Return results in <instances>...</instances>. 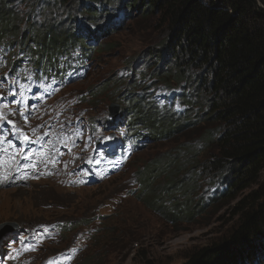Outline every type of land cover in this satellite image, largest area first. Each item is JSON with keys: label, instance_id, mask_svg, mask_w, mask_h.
Instances as JSON below:
<instances>
[{"label": "trees", "instance_id": "obj_1", "mask_svg": "<svg viewBox=\"0 0 264 264\" xmlns=\"http://www.w3.org/2000/svg\"><path fill=\"white\" fill-rule=\"evenodd\" d=\"M53 4L77 7L84 16L56 23L43 14ZM109 13L111 21L103 22ZM139 17L163 36L134 61L132 71L141 77L116 76L90 89L91 97L111 83L118 84L115 94L125 91L118 124L124 122L144 145L139 154L148 153L139 167L140 179L135 180L138 187L129 194L171 222L194 220L200 214L198 205L203 209L211 203L234 202L230 230L192 251L184 264H264V0H0V57L4 65L20 71L30 64L46 73L57 66L63 72L72 62L62 59L59 65L58 60L72 55L69 48L100 51L99 37L118 29L116 20ZM79 21L80 30L73 26ZM90 36L97 44L87 43ZM165 89L183 96V113L154 99ZM114 123L107 120L103 128ZM199 135L198 142L185 145V139ZM177 136L183 146L154 157V144H177ZM205 146L208 154L199 175L193 169L178 177L199 151L193 149ZM200 187V203L189 200L187 192L183 203L176 201L181 190ZM57 225L63 234L72 221Z\"/></svg>", "mask_w": 264, "mask_h": 264}, {"label": "rangeland", "instance_id": "obj_2", "mask_svg": "<svg viewBox=\"0 0 264 264\" xmlns=\"http://www.w3.org/2000/svg\"><path fill=\"white\" fill-rule=\"evenodd\" d=\"M68 10V7L53 4L45 8L43 14L52 17L54 22L59 24L68 23L73 16H84L83 11L77 7L76 10ZM111 15L112 13H109L101 20L110 22ZM38 18L42 19V15L36 20ZM100 22L99 20L97 23ZM73 26L80 30L82 21ZM115 26L120 27L108 30L106 35L101 34L99 37L98 46L102 50L89 53V73L84 79L69 85L59 96L61 100L55 106V109L59 110L70 105V114L83 117L90 127L91 124L97 125L95 128L91 127L92 134L84 142L85 148L67 159L63 165L59 164L49 178L33 180L21 186L0 187V225H3L1 232L5 233V230L13 228L14 224L22 228H33L50 225L56 221H72V226L61 236H55V241L47 240L36 252L21 258L4 243L2 248L10 252V264H40L42 260L57 254L61 255L57 262L67 264H184L192 251L222 237L235 222L232 214L234 202L227 206L211 203L203 209H198L197 204L196 210L200 214L194 220L181 219L171 222L162 213L145 205L140 198L131 196L129 190L138 187L135 180L140 179L139 167L147 162L145 159L148 153L133 152L130 155L131 160L128 162V159L121 170L93 186L81 184L82 175L87 172L80 174L71 171L82 159V155L91 152L94 140L112 134L123 136L126 132L124 127L103 128L111 104L121 105V96L125 91H116L119 93L115 94L113 90L118 84L111 83L104 91L91 97L90 89L116 76L124 79L141 77V74L132 71L134 61L147 47L158 45L163 40L160 31L154 30L143 17L118 19ZM172 85H175V82H172ZM35 118L45 117L39 111ZM175 139L179 141L177 144H154V157L162 158L173 154L183 146L180 136ZM200 139V135L185 139L188 143L185 145ZM193 150L199 151L192 157L183 175L178 174V177L186 176L189 170L193 169V173L199 175L205 155L208 154V147H196ZM167 160L168 158L165 162ZM63 172L69 173L73 187L64 185L66 179L60 177ZM158 180L164 182L165 178L159 176ZM184 192L188 193V199L193 203H200L203 188L181 190L177 194V202H184ZM116 198H122L124 202L117 203ZM101 216L105 219L101 220ZM90 220L91 222L85 224ZM67 253L70 255L67 256Z\"/></svg>", "mask_w": 264, "mask_h": 264}, {"label": "water", "instance_id": "obj_3", "mask_svg": "<svg viewBox=\"0 0 264 264\" xmlns=\"http://www.w3.org/2000/svg\"><path fill=\"white\" fill-rule=\"evenodd\" d=\"M119 110H120V104L112 103L110 106V116L111 117L116 116L118 114ZM2 227H3V225H0V230H2L1 229ZM15 228H17V224H14L13 228L8 229V231L5 230V233L0 231V240L6 235L7 232L13 231Z\"/></svg>", "mask_w": 264, "mask_h": 264}, {"label": "snow or ice", "instance_id": "obj_4", "mask_svg": "<svg viewBox=\"0 0 264 264\" xmlns=\"http://www.w3.org/2000/svg\"><path fill=\"white\" fill-rule=\"evenodd\" d=\"M93 27H94V25H93ZM8 123H12V121H8ZM25 139H27V137H25ZM110 139V138H109ZM72 251H76V249H72Z\"/></svg>", "mask_w": 264, "mask_h": 264}, {"label": "clouds", "instance_id": "obj_5", "mask_svg": "<svg viewBox=\"0 0 264 264\" xmlns=\"http://www.w3.org/2000/svg\"><path fill=\"white\" fill-rule=\"evenodd\" d=\"M139 152V151H138Z\"/></svg>", "mask_w": 264, "mask_h": 264}]
</instances>
